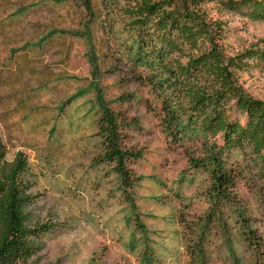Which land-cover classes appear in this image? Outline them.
<instances>
[{"label": "rangeland", "instance_id": "1", "mask_svg": "<svg viewBox=\"0 0 264 264\" xmlns=\"http://www.w3.org/2000/svg\"><path fill=\"white\" fill-rule=\"evenodd\" d=\"M84 1L0 0V135L7 160L26 158L33 213L47 228L35 264H264V181L249 148L220 156L234 175L232 206L210 210V176L189 158L222 145L220 135L184 119L173 142L160 124L168 94L141 82L146 71L128 63L132 31L122 9L130 2ZM218 1L195 9L221 26L222 54L264 51V18ZM231 71L242 95L264 103V59L244 58ZM102 107L116 114L121 146L140 153L127 163L139 179L129 198L113 166L93 162ZM229 114L243 123L239 112ZM213 214L223 228L207 220ZM249 232L259 244H249Z\"/></svg>", "mask_w": 264, "mask_h": 264}, {"label": "trees", "instance_id": "2", "mask_svg": "<svg viewBox=\"0 0 264 264\" xmlns=\"http://www.w3.org/2000/svg\"><path fill=\"white\" fill-rule=\"evenodd\" d=\"M128 1L122 10L125 28L132 31L126 45L132 72L146 71L145 76L138 74L137 78L157 94H168L161 101L160 124L173 142L181 140L184 119L188 125L196 122L212 139L220 135L222 145L213 143L201 158L191 156L189 161L193 168L210 176V210L219 209L220 204L232 206L229 192L234 187V175L223 170L220 156L234 148H249L252 164L264 181V103L248 99L237 90L231 69L255 54L264 59V51H244L226 58L215 43L221 26L204 21L203 13L195 9L200 0ZM81 2L85 5L84 0ZM218 2L237 13H243L242 6H247V16L264 18V0L251 4ZM231 109L244 116L243 123L231 117ZM97 127L100 154L93 162L112 165L129 198L127 191L139 179L133 180L127 163L139 159L140 153L121 146L119 122L110 109L102 107ZM6 156L7 147L0 135V264H35L33 258L44 247L42 237L47 228L33 213L26 158L19 153L9 161ZM207 220L224 227L215 214L207 215ZM201 225L197 222V227ZM252 234L249 232L246 240L259 244L252 241ZM197 255L202 257L200 251ZM200 262L204 264L203 258Z\"/></svg>", "mask_w": 264, "mask_h": 264}]
</instances>
